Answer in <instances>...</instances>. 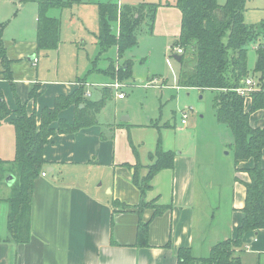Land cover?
I'll use <instances>...</instances> for the list:
<instances>
[{"label":"crops","instance_id":"1","mask_svg":"<svg viewBox=\"0 0 264 264\" xmlns=\"http://www.w3.org/2000/svg\"><path fill=\"white\" fill-rule=\"evenodd\" d=\"M124 1L120 5L154 2ZM162 5L160 9L174 6ZM37 14L35 42L21 40L12 45L14 57H23L32 63L25 74L14 68L15 59L7 46L5 31L4 42L7 56L12 60L16 93L26 102L29 112L36 110L40 120L43 108L53 107L58 96L73 93L80 83L39 78L33 65L41 53L37 50ZM179 17L181 23V12ZM95 71L109 76L102 69ZM36 82L40 83V95L34 102L28 95ZM0 87L8 106L16 109V94L9 81L0 79ZM102 94L108 96L112 91ZM85 95L91 99L87 93ZM246 104L249 109L251 99L248 103L246 100ZM103 108L94 125L73 133H57L51 138L44 150L49 161L43 170L46 175H42V171L34 183L30 240L19 244L0 241V264H178L180 248L191 247L193 255L206 257L219 241L236 237L244 215L246 190L236 178L235 165L232 168L234 179L223 180L221 174H213L209 163L204 162L208 160L198 157L197 151L176 153L169 136L168 140L163 138L162 146L175 152L174 167L160 170L146 194L151 196L149 199H157L156 204L170 208L153 216L155 208L138 211V208L121 210L115 206L116 200L135 206L140 203L142 194L134 183L135 169L129 164L139 162L147 168L152 163L150 154L156 150L158 139L146 144L139 138L136 142L134 129L146 126L131 124L126 116L121 121L116 118L105 121ZM16 115L13 112L0 123L6 124V129L11 128L8 135L14 139L15 150L12 120ZM60 116L74 121L76 106L65 108ZM252 123L261 127L253 120ZM262 162L264 165V153ZM253 164L250 159L243 165L251 167ZM239 175L244 181L249 179L247 172ZM8 207L5 201L0 204L2 238L7 236ZM222 213H226V220L217 225ZM140 221L149 222L147 243L143 245L136 244ZM243 244L242 251L237 252L241 264H264V228L247 232Z\"/></svg>","mask_w":264,"mask_h":264},{"label":"trees","instance_id":"2","mask_svg":"<svg viewBox=\"0 0 264 264\" xmlns=\"http://www.w3.org/2000/svg\"><path fill=\"white\" fill-rule=\"evenodd\" d=\"M38 4L37 14V50L48 52L57 50L61 41V19L50 15L52 7H68L70 1L64 0H23ZM247 0H226L219 4L217 0H175L182 15L180 34L171 49L180 47L181 56L178 86L195 87L202 90H214L215 110L220 123L225 124L233 136L236 178L243 183L246 190L244 213L236 237L219 241L208 256L193 255L191 247L180 248L178 264H241L237 253L244 247L243 237L249 231L264 228V128L256 127L251 115L257 110H264V89H254L242 94L237 89L244 86L250 75L248 68V47L255 42L259 33L249 26L244 19ZM159 2H141L136 5L108 2L99 4L100 30L97 41L103 51L111 46H118L119 60L126 52L138 44L137 31L143 21L149 20L151 29L155 24ZM117 27V31H116ZM5 22H0V79L9 81L16 94L17 108L11 109L0 87V123L13 112L17 115L12 124L16 134V150L13 160L0 159V182L4 185L9 174L16 178L11 186V193L4 201L8 204L7 236L0 241L16 244L28 242L31 236L30 218L36 178L48 164L44 150L51 138L57 133H73L81 128L92 126L97 115L106 105V94L100 100L87 99L84 86L68 95L56 98L53 107H45L38 120L36 110L29 112L24 102L16 93L15 80L11 70L12 60L7 56L4 42ZM258 58L255 72L264 77V43L256 45ZM34 62H37V58ZM127 70L116 74V67L105 71L116 79L126 78L131 74V62L125 61ZM40 95V83H35L28 99L36 102ZM251 99L249 109L246 100ZM84 103L83 107L80 104ZM71 105L76 106V116L70 122L60 116V112ZM154 126L160 127L158 124ZM175 152L165 150L162 138L159 137L157 148L150 154L152 163L148 165V173L139 176L142 164H129L135 169L134 183L141 191L140 203L129 205L118 200L115 206L121 210L145 209L150 204L145 201L146 193L152 188L153 177L162 169L173 168ZM253 166L245 167L248 160ZM247 172L248 180H242L239 173ZM153 216L164 213L169 205L154 207ZM149 222H139L137 242L147 243Z\"/></svg>","mask_w":264,"mask_h":264},{"label":"rangeland","instance_id":"3","mask_svg":"<svg viewBox=\"0 0 264 264\" xmlns=\"http://www.w3.org/2000/svg\"><path fill=\"white\" fill-rule=\"evenodd\" d=\"M64 1H70L68 4L70 6L52 7L49 10L50 15L61 19V41L57 50H50L48 54L41 52L39 60L34 62L39 78L80 83L79 85L84 86L85 93L92 100H100L103 98L102 92L112 91L103 108V120L111 121L116 118L121 121L126 116L129 123L146 126L134 129L136 142L140 138L147 144L159 137L162 140L163 138L168 140L169 136L171 143L175 144L176 153L189 154L197 151L198 157L208 160L204 162L209 163L208 167L213 174H221L223 180L234 179L233 136L230 129L218 120L215 110L217 92L210 89L177 86L181 66L175 57L177 47L173 50L171 45L176 42L180 32L179 10L174 6L161 9L159 7L155 27L151 29L149 20L143 21L137 31L138 44L119 60L117 45L103 51L97 41L96 36L100 30L99 4L108 2L120 4L125 1ZM153 1L163 4L162 6H167L168 3L175 4V0ZM217 1L222 5L226 3V0ZM37 13L38 5L35 2L0 0V22L6 24L5 37L13 57L15 56L12 46L14 42L21 40L35 42ZM244 19L259 33L257 40L251 42L248 47L249 76H254L255 79L252 87L264 89V77L261 73L254 71L258 58L256 45L260 41L264 43V0H247ZM14 59V68L23 74L32 64L23 57H14ZM125 61L131 62L132 69L130 75L119 79L124 85L123 88L119 90L109 85L107 87L105 84L114 82L117 77L111 74H108L109 76L100 74L95 69L111 71L114 64L115 72L118 74L120 70L125 69ZM120 92L125 94L123 99L118 97ZM248 102L249 99H247ZM183 113L187 115L186 124L182 122ZM252 120L256 125L264 128V111L253 112ZM2 124L0 125V157L13 160L15 143L14 139L8 135V129L11 128L8 126L6 129L4 126L6 124ZM155 124L162 127H152ZM148 171V168L140 167L139 176ZM1 182L0 204L9 196L13 185L9 186L7 183L4 185ZM149 198L151 196L146 194L145 201L150 204L146 208L154 209L158 205L157 199ZM225 220L226 213H222L217 225H222Z\"/></svg>","mask_w":264,"mask_h":264},{"label":"built area","instance_id":"4","mask_svg":"<svg viewBox=\"0 0 264 264\" xmlns=\"http://www.w3.org/2000/svg\"><path fill=\"white\" fill-rule=\"evenodd\" d=\"M176 52H177L178 54H181V53H183V50H182L180 47H178V48L176 49ZM254 84H255L254 76H249V77L246 78L244 86L239 87L237 90H238L240 93H242V94H248L251 90H254L253 87H252V85H254ZM108 85H109V86H112V87H114V88H116V89H121V88H123V86H124V85L119 81V79H116L114 82L109 83ZM124 96H125V94H124L123 92H120V93L118 94V97H119V98H123ZM182 122H183V124H186V123H187V115H186L185 113L182 114ZM42 175L45 176V175H46V172L43 171Z\"/></svg>","mask_w":264,"mask_h":264},{"label":"water","instance_id":"5","mask_svg":"<svg viewBox=\"0 0 264 264\" xmlns=\"http://www.w3.org/2000/svg\"><path fill=\"white\" fill-rule=\"evenodd\" d=\"M176 57V59L179 61V60H181V56H175ZM34 58V57H33ZM80 106L82 107L83 106V104H80ZM127 120H128V118H127ZM51 171H52V169H51ZM15 180H16V178H15V176L13 175V174H9L7 177H6V183L9 185V186H11L14 182H15Z\"/></svg>","mask_w":264,"mask_h":264}]
</instances>
